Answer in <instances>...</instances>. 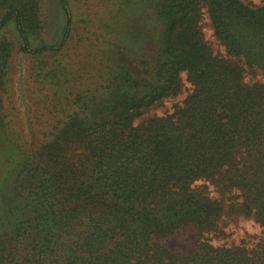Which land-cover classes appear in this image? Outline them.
Wrapping results in <instances>:
<instances>
[{"label":"trees","instance_id":"trees-1","mask_svg":"<svg viewBox=\"0 0 264 264\" xmlns=\"http://www.w3.org/2000/svg\"><path fill=\"white\" fill-rule=\"evenodd\" d=\"M58 2L64 31L49 43L39 0H0V139L14 134L6 28L32 56L64 54L76 20ZM124 3L86 54L35 70L40 141L0 180V264H264V0ZM184 73V101L137 122ZM243 220L259 232L237 236ZM173 236L192 247L171 249Z\"/></svg>","mask_w":264,"mask_h":264},{"label":"rangeland","instance_id":"rangeland-1","mask_svg":"<svg viewBox=\"0 0 264 264\" xmlns=\"http://www.w3.org/2000/svg\"><path fill=\"white\" fill-rule=\"evenodd\" d=\"M23 1L26 2L27 0ZM58 1L39 0L43 24L42 37L49 43L60 42L64 31L65 16ZM69 4L76 22L70 48H67L64 54L45 55L42 58L32 56L22 50L14 25L6 28L8 36L15 41V46L9 61L8 86L2 92L4 108L1 115L12 126L14 134L8 139H0V180L13 171H15L13 178H16L26 153L34 151L35 144L40 141L37 123L38 121L41 122L42 119L38 118V107L41 106H39V98H37V85L35 86L33 83L35 70L40 66H47L46 61H49L50 68L52 65H58L62 61L69 60V55H67L69 52L86 54L85 47L91 48L89 38L90 36L95 37L94 30L98 28L101 19L107 14V9L114 7L117 11L121 6L123 12H126L124 0H69ZM203 30L205 39L213 45L216 52L223 51L225 47L215 35L208 15L204 19ZM192 88L187 73H184L181 93L169 97L147 110L138 118L137 122H142L154 115H163L173 111L177 104L184 101ZM17 165L19 166L17 167ZM245 231L254 234L259 232V226L250 220H243L236 235L243 236ZM164 241L173 250L179 248L187 250L192 247L191 242L185 243L174 236L167 237Z\"/></svg>","mask_w":264,"mask_h":264}]
</instances>
